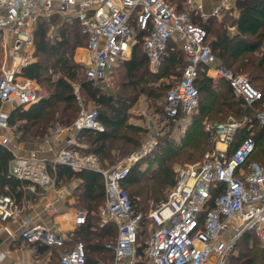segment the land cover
I'll return each mask as SVG.
<instances>
[{
    "label": "built area",
    "instance_id": "2783aa9c",
    "mask_svg": "<svg viewBox=\"0 0 264 264\" xmlns=\"http://www.w3.org/2000/svg\"><path fill=\"white\" fill-rule=\"evenodd\" d=\"M185 3L186 7L179 10L169 0H0V44L6 49V59L9 51L13 57L12 66L5 63L0 70V142L14 152L8 172L29 181L32 190L40 187L46 193H58V164L70 165L75 171L85 168L100 171L106 187V201L99 209L101 224L114 221L118 230L115 241L107 244L114 256L105 264H207L210 261V264H229L235 242L246 230L254 231L264 246V164L252 161L246 167L256 149L252 129L255 121L264 125V108L254 107V117L244 119L249 121V132L232 151L229 145L242 122L233 117L205 122L214 147L201 160L180 167L167 196L150 209L147 217L151 229L144 241L143 255L138 249L142 216L133 213L131 198L122 181L131 166L153 149L155 141H147L134 154L108 168L101 165L97 155L82 153L74 147L79 144L77 133L84 128L103 130L104 125L97 108L82 105L77 86L75 92L81 103L77 118L70 125L57 124L52 131L54 136L67 133L66 143L57 153L43 157L35 150L26 154L15 152L17 145L7 106L29 107L48 95L36 79L23 75L21 70L37 60L34 29L38 19L57 13L69 20L79 18L82 31L88 35V44L82 47L85 56L77 61L84 66L87 77L96 81L106 78L119 59L131 53L137 28L146 31L143 49L149 56L152 72L159 71L162 54L171 38L176 37L186 64L180 79L167 92L164 105L166 115L175 121V130L182 128L196 110L199 98L196 78L203 65L209 76L225 78L237 97L254 106L262 92L244 74L235 73L219 60L207 40L206 28L192 14L203 19L209 15L200 3L194 0ZM133 18L137 28L131 22ZM55 29L52 24V37ZM218 142H225L228 147L220 149ZM219 181L224 183V189L209 207L211 189ZM44 209L55 217L61 214L55 201L46 203ZM70 209L73 227L86 222L85 209ZM10 219H19V236L27 244L62 245L68 238V230L58 232L43 223H31L14 195L0 193V220ZM235 221H239L234 227L236 232L224 240L223 232L232 228ZM212 256L215 259L211 260ZM86 262L87 251L82 240L65 249L59 258V264ZM0 264H6L3 253Z\"/></svg>",
    "mask_w": 264,
    "mask_h": 264
},
{
    "label": "trees",
    "instance_id": "16d2710c",
    "mask_svg": "<svg viewBox=\"0 0 264 264\" xmlns=\"http://www.w3.org/2000/svg\"><path fill=\"white\" fill-rule=\"evenodd\" d=\"M236 6L239 14L235 33H232L225 22L219 21L216 16L210 15L203 19L193 13V19L206 28L207 40L222 62L235 73L247 74L251 83L262 92V97L254 106L247 105L243 98L234 94L231 84L225 78L215 79L206 73L204 65L200 67L196 78L200 96L199 104L191 116L187 131L181 135L182 140L179 142L175 137L160 139L147 155L131 166L128 175L122 181V186L131 198L133 213L143 215L138 236L139 254H144V241L147 237L143 243L140 242V238L150 220L148 217L146 220L145 217L151 202L156 204L164 199L165 188L173 185L177 179V172L172 164L167 162L158 166L154 164L179 153H182L180 157L182 161L202 159L206 150L214 147L212 136L205 129V118L214 117L225 120L227 118L224 117L231 113L246 114L251 112V108H264V0H237ZM178 9H183L182 5ZM131 22L137 28L134 18ZM52 24L56 26L54 40L50 35ZM145 34V30L137 28L136 42L132 46L131 56L120 59L125 69L122 78L126 80V86L118 91L120 96L115 98L114 95H108L101 90L98 85L101 80L89 79L85 71L82 75L81 68L84 70V66L75 59V51L77 47L88 44V35L82 31L79 18L73 17L69 20L58 13L51 15L50 18L40 17L34 29L36 54L39 58L23 66L21 72L25 76L36 79L42 85L49 81L50 91L46 97L29 107L19 104L10 108L9 123L14 131L22 130V136L30 134L43 138L53 123L58 122L64 126L72 124L81 109L73 84L75 80L79 85L80 96L83 97L85 94L101 108L97 110L104 129L80 130L77 133L78 140L82 143L89 142V145L74 147L82 153H93L100 160L112 159L111 161L115 156L126 155L138 147L141 142L139 137L121 132V128L126 124V112L129 107V105L124 107V104L140 94H145L148 100L155 102L166 96L169 89L182 76L186 64L181 44L176 37H173L162 54L159 71L152 72L149 67V56L143 49ZM142 55L145 57L142 58ZM50 70L51 73H49ZM172 75H180L175 83L164 81V78ZM251 113L254 117V111ZM164 114L168 122L174 125L173 118H169L165 111ZM126 127L141 133L144 131L142 126L136 124H126ZM248 132L249 121L236 132L230 144L231 151ZM252 132L256 140V149L247 160L246 167L252 161L264 164V125L255 121ZM113 150L115 153H112ZM13 156V150L0 142V193L12 194L18 202H21L29 192V189H25L29 181L9 174V162ZM118 161H113L110 166ZM143 164H147L149 169H145ZM102 166L105 167V165ZM57 179L59 183L79 180L75 186V193H78L76 195L79 201L84 203L83 208L87 211L86 222L73 230H68V238L62 245L36 243L38 251L45 254L55 249L60 258L61 248H71L77 241L82 240L87 251L86 264H105L114 256L113 250L107 244L115 241L118 230L114 221L101 224L99 209L106 201L103 174L89 168L75 171L70 165L58 164ZM223 189L224 183L221 181L212 187L211 197L207 203L209 207L214 204V198ZM59 258L57 264H59ZM229 264H264V246L254 231L246 230L236 240Z\"/></svg>",
    "mask_w": 264,
    "mask_h": 264
},
{
    "label": "rangeland",
    "instance_id": "374dc122",
    "mask_svg": "<svg viewBox=\"0 0 264 264\" xmlns=\"http://www.w3.org/2000/svg\"><path fill=\"white\" fill-rule=\"evenodd\" d=\"M169 1L172 4H179V3H182L183 0L182 1L181 0H169ZM51 38H52V40H54V38L52 36H51ZM135 42H136V38L133 39L132 45ZM139 48L143 51L141 46H139ZM5 51H6V49L2 46V44H0V70H1V68L3 66V64H5V63H6V66H9V67H11L12 64H13V57H12V55H10V51L8 53L7 59H6V56H5ZM144 57L145 56L142 55V58H144ZM36 58L37 59L39 58L38 55H36ZM219 60L222 61L221 59H219ZM121 61L122 60L118 61L117 65L112 69V71L110 73H108L106 78H104L103 80L98 82V85L101 87V90L104 93H106L108 95H114L115 98L120 96V95H118V91H121L122 88L124 86H126V83H125L126 80L122 78V73H124L125 69H124L123 65L121 64ZM232 68L234 69V67H232ZM81 72H82V75H84V70L82 68H81ZM49 73H51V70L49 71ZM242 74H244L246 77H248L247 74H245V73H242ZM179 76L180 75H178V76L172 75V76H169L167 78H164V81H170L171 83H175L176 80L179 78ZM49 83L50 82L48 81V82H45V85H42L41 83L38 82V84L41 87L45 88L48 91V93L50 91ZM73 84H74L75 87L79 86L78 83L75 80L73 81ZM223 88H224V85H223ZM221 91H222V89H221ZM135 95H136V93H135ZM199 99H200V96L198 98V104H199ZM82 105H84L86 107H89V108L101 109V108H99L98 105H96L94 103V101H92L85 94H83V97H82ZM128 105H129V107H128V110L126 112V114H127L126 124L140 125V126H142L144 128V131H143V133L138 132L137 130H134V129H136V127H133V126H132V128H134V129H129L128 127H126V124L121 128V132H127L131 136L139 137L141 142H140V145L138 147L132 149L128 154L123 155V156H121V155L115 156L113 158L114 162L118 161V160H120L122 158L124 159V158L134 154L138 149H140L147 142L148 139H155V141L158 143L160 139H165V137H167V138L174 137V133H175L176 140L179 141V142L182 140L181 135L184 132L183 131L181 132L180 129H177V130L173 131L175 123L173 125L172 122H168V120H166V116L164 114V111H165V107H164V105H165V96L160 98V99H158L155 102L154 100H148L146 98L145 94H140L138 96L136 95V98L128 100L127 103L124 104V107H126ZM79 107H81V103H79ZM253 111H254V108H251V112H253ZM251 112L249 111V113L238 114V115H235V114L231 113L227 117H224V118H229V117L236 118L238 121L242 122V126H243V125L246 124V122H244V119L252 117V113ZM224 118H222V119H224ZM215 119L216 120H221V118L211 117L210 119H208V118L206 119L205 118V121H210V120L214 121ZM53 125H54V123H53ZM185 131H187V127H186ZM22 133H23L22 130L14 131V134H16L18 136V138H19V140L21 142V146H22L21 149L22 150L24 148H26V147L30 148V146H32V145L35 146V147H38L40 140H43V139L47 140V139L51 138V135H48V136L45 135V137H43V138L34 137V136L30 135V134L27 135V136H22ZM85 143H86V146L89 145V142L88 143L85 142ZM206 151H208V150H206ZM112 153H115V151L113 150ZM181 155H182V153H179L177 155H173L169 159H162L161 162L158 161L154 165L158 166V165H161L164 162H167V163L172 164L175 167V171L177 172V170L180 167L185 166V165L190 164V163L197 162V161H199L201 159V158H198V159H193V160H190V161H182L180 159ZM111 160L110 159H104V160L102 159V160H100L101 161V165H105V167H109L113 163V161H111ZM107 165H109V166H107ZM142 166L145 169H149L148 168L149 166L147 164H143ZM76 185L77 184L75 182H73V181H71L69 183H65L64 181L62 183L58 182V186H57L58 189L62 187L63 191H64V192L62 191V193H61L62 196H60V200H58V201L62 202L64 200V202H66L67 205H69V206L75 205L77 209H84L83 208V204L84 203L79 201V198L76 195L78 193H75V186ZM169 187L170 186H167L165 188L164 197L167 196ZM45 195H47V197H44ZM54 197L55 196L51 195L50 192L46 193L42 189H37L36 188L34 190H29V192L26 193V196L19 203H20V205H21V207H22V209L24 211V209H25V207H27V205H30V204H31V206L32 205H36V203L42 202V201L46 200L47 198L53 199ZM154 205H155V203L151 202L150 209ZM36 206H38V205H36ZM150 209H149V211H150ZM149 211L147 212V214L149 213ZM147 214H146V217H145L146 220H148L147 219ZM52 217H55V216H52ZM55 220H56V217H55ZM55 220H54L53 224H55L56 227H59V225H57ZM149 221H150V226H149ZM237 223H239V221L233 222V227L232 228H228V229H226L223 232L222 238L224 240H228L234 235V233L236 232L234 227L237 225ZM8 227H9L8 224H6L5 222H1L0 221V235L2 233H5L4 232L5 230L9 231L10 229ZM72 228L75 229V227H72ZM150 229H151V220H148V226H147L145 232L142 233V236L140 238V242L141 243H143V240L146 237H148V232L150 233ZM1 237L2 236H0V243L4 241L3 238H1ZM110 243H113V241L110 242ZM51 246H56V245H51ZM20 247H22L23 249L34 250L33 259H34V261H38L39 264H40V262L42 264H57L58 263V258H59L58 257V252L55 249L47 251L44 254V253H41V252L38 251V247H37L36 244H30V245L24 244L23 246H20ZM239 248H240V245H239ZM65 249L61 248L59 250V253H62ZM236 249L238 250V247ZM20 255L22 257H27V250L21 251ZM213 259H215V257L212 256L211 260H213ZM210 263H211V261L209 263H207V264H210Z\"/></svg>",
    "mask_w": 264,
    "mask_h": 264
},
{
    "label": "crops",
    "instance_id": "0c3cea01",
    "mask_svg": "<svg viewBox=\"0 0 264 264\" xmlns=\"http://www.w3.org/2000/svg\"><path fill=\"white\" fill-rule=\"evenodd\" d=\"M194 1L197 3H200L202 5L203 10L209 16L210 15L216 16L219 21L225 22L226 26L229 28V30L232 33H235L237 31L236 25H237V19H238V14H239L238 8L236 6L237 0L228 1V2L227 1L225 2V0H194ZM174 5L177 8L180 7L181 5L183 9L184 7H186L185 0H183L182 3L174 4ZM216 9H219V11L216 12L215 11ZM82 47L83 46H79L76 48V51H75L76 60H79L80 58L84 57L86 54V51ZM131 54H132V51L126 57L124 56L123 59H127L128 57L131 56ZM7 109L9 110L10 107L7 106ZM190 121H191V117H189L186 120L183 127L180 128L181 132L182 131L185 132L186 127L188 128V125L190 124ZM57 124L59 123L56 122L54 125L52 124L48 128L49 132L46 133V136L51 135V138L47 140L46 139L40 140L38 147H35L32 145L30 146V148L26 147L22 150L21 142L18 136L13 133L14 138L16 140L15 143L17 145L15 152L19 154H26V153H29L31 150H35L40 156H43V157L54 156L57 153L58 149L66 143V138H67V133L60 134L59 136H54V134H52V131ZM174 130H175V126L173 128V131ZM174 137H175V133H174ZM149 140L155 141V139H148L147 141ZM78 143L79 144L77 145L86 147V144L80 142L79 140H78ZM154 143L156 144L157 142L155 141ZM217 147L220 149H225L228 147V145L225 142H218ZM229 149L231 150L230 145H229ZM73 182L78 184L79 180L75 179L73 180ZM28 185L25 186V189L32 190ZM62 191L63 189L61 187L60 192L58 191V193H56V191L50 192V194L54 195L55 197L53 199L47 198L46 200L42 202L36 203V205L38 206L36 205L31 206L30 204V205H27V207H25L23 212L24 214H28L30 216L31 223L40 222L58 232H65L67 230L72 229L73 223L71 219L72 213H71L70 207L71 208L75 207L76 209V206L75 205L69 206L67 205L66 202H64V200L61 202L56 199L57 197L60 198V196H62L61 195ZM44 197H47V195H45ZM50 201H55V204H57L61 210V214L59 217H56V220H55V217H52L53 215H51L44 209L45 204ZM68 207H69V211H68ZM53 219L56 221L57 225H59L60 228L56 227L55 224H53L54 223ZM0 221L8 224L9 226L8 228L10 229L9 231L4 229L5 233L1 232L2 234L0 235L2 236L1 238H3L4 240L3 242L0 243V253L5 254L6 264H39L38 261H34L33 259L34 250L23 249L22 247H20V246H23L24 244L26 245H30V244L25 243L24 240L19 236V229H20L19 219H10L8 221L0 220ZM24 250H27V257H22L20 255L21 251H24ZM40 264L42 263L40 262Z\"/></svg>",
    "mask_w": 264,
    "mask_h": 264
},
{
    "label": "bare ground",
    "instance_id": "6f19581e",
    "mask_svg": "<svg viewBox=\"0 0 264 264\" xmlns=\"http://www.w3.org/2000/svg\"><path fill=\"white\" fill-rule=\"evenodd\" d=\"M219 79V78H218Z\"/></svg>",
    "mask_w": 264,
    "mask_h": 264
},
{
    "label": "water",
    "instance_id": "95a60500",
    "mask_svg": "<svg viewBox=\"0 0 264 264\" xmlns=\"http://www.w3.org/2000/svg\"><path fill=\"white\" fill-rule=\"evenodd\" d=\"M126 57V56H125Z\"/></svg>",
    "mask_w": 264,
    "mask_h": 264
}]
</instances>
